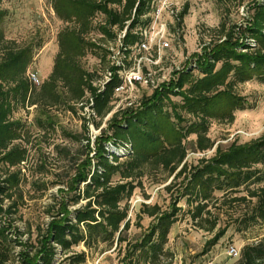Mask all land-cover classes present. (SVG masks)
I'll use <instances>...</instances> for the list:
<instances>
[{"label": "trees", "instance_id": "obj_1", "mask_svg": "<svg viewBox=\"0 0 264 264\" xmlns=\"http://www.w3.org/2000/svg\"><path fill=\"white\" fill-rule=\"evenodd\" d=\"M150 1L51 0L66 26L58 33L53 70L39 87L28 76L34 48L7 40L0 29V264H87L88 253L76 247L116 245L122 252L123 243L126 264H168V236L183 211L179 206L183 200L194 225L214 233L209 246L227 233L228 225L221 226L225 214L243 207L240 222L246 227L264 221V135L245 143L235 141L227 148L216 147L209 135L213 121L233 123L236 111L247 108L239 85L251 80L264 84V0L256 2L247 25L227 27L222 22L219 40L207 45L141 106L113 112L121 80L106 44L117 46L125 30L124 47L140 42L138 29L149 22L143 18L150 12ZM183 17L181 13L180 20ZM90 52L97 53L103 71L115 72L104 88L95 85L101 71L82 63ZM172 94L181 100L172 101ZM20 105L42 110L36 126L44 133L52 125L51 117L43 119L44 111L52 108L77 113L89 105L100 119L92 120L98 130L113 112L94 145L85 115L81 141H86V158L80 162L71 157L75 171L68 174L67 187L48 204L50 221L35 229L29 223L24 229L18 224L25 193L20 167L28 161L32 136L14 117ZM25 140L26 145L20 143ZM215 147L213 156L189 163L190 152ZM155 171L167 173L163 182L168 183L164 190L170 206L144 203L141 212L152 222L132 238L128 202L143 177ZM73 205L79 206L72 209ZM137 224L142 227L140 221ZM236 264H264V237L246 244Z\"/></svg>", "mask_w": 264, "mask_h": 264}, {"label": "rangeland", "instance_id": "obj_2", "mask_svg": "<svg viewBox=\"0 0 264 264\" xmlns=\"http://www.w3.org/2000/svg\"><path fill=\"white\" fill-rule=\"evenodd\" d=\"M258 1L262 0H174L173 8L179 7L180 15L184 13V17L180 20L169 12L164 15L163 22L169 25L171 33L169 36L171 48L163 50L158 55L153 50L130 52L131 61L130 64L127 63L130 85L115 92L112 103L116 111L128 108L129 103L135 105L130 107H139L147 97L153 95L154 91L169 84L178 70L202 54L213 40H219L218 30L222 22L226 23L227 27L247 25L253 7ZM50 3L51 0H0V29L5 38L17 42L22 47L34 48L28 76L32 72L38 75L39 83H35L38 87L53 70L59 52L58 33L66 26L57 17ZM250 41L254 44V40ZM106 47L115 55V61L120 60L123 55L120 53V46L112 43L106 44ZM82 63L89 70L105 72L101 69L100 58L96 52L88 53L82 59ZM138 73L144 76L152 73L156 87L146 86L134 80L131 82ZM237 91L246 98L247 108L236 111L233 123L212 122L209 135L216 141V147L227 148L235 141L245 143L264 135V84L258 80H251L239 85ZM171 98L175 102L181 100L179 96L173 94ZM88 111V114L86 110L80 109L77 113H70L63 107L44 111L46 115L43 119L47 116L52 119L49 132L44 133L36 126L41 109L36 106L26 108L20 105L16 110L14 117L21 121L26 130L29 128L32 134L31 144H27L28 161L20 167L24 174L22 185L25 192L19 212L22 219L18 221L22 229L26 223L32 224L35 229L37 225H45L50 221L51 218L46 212L47 206L53 203L54 195L59 196L60 190L67 187L68 174L75 171L70 163L71 157L80 159V162L86 158V141L82 142L86 131L85 115L88 118L86 119L93 145L102 129L108 128L107 121L112 115L103 119L101 125L97 127L98 130L93 126L92 120L99 122L100 119L91 117L90 109ZM20 143L26 145V140ZM216 147L205 153L190 152L189 163L196 164L201 157L213 156ZM166 175L164 171L152 172L143 177L142 185L135 189L128 202L132 222L128 232L130 237L134 238L135 235L143 233L152 222V218L141 212L144 203H158L165 209L170 206V195L164 190L168 184L163 182ZM79 205H73L71 208L75 209ZM179 206L183 207V211L168 236L169 242L166 247L169 250L166 260L168 264H236L246 244L264 237V221L249 227L240 222L246 211L242 207L233 215L223 216L221 226L228 225L227 233L215 246H209L214 233L206 232L194 225L187 213L189 206L186 201H181ZM138 221L142 227L137 224ZM35 237L34 233L33 239ZM231 247H235L240 254L232 255ZM75 250L88 253L87 264H126L125 243L122 252L116 249V245L111 249H103L101 246L92 250L81 245Z\"/></svg>", "mask_w": 264, "mask_h": 264}, {"label": "built area", "instance_id": "obj_3", "mask_svg": "<svg viewBox=\"0 0 264 264\" xmlns=\"http://www.w3.org/2000/svg\"><path fill=\"white\" fill-rule=\"evenodd\" d=\"M148 4L150 6V12L149 14L145 15L144 18L149 19V22L146 23V25H144L143 27H139L138 29L142 36L140 42L131 47H124L123 39L126 36V32H128L127 30H125L120 34L119 40L117 42V45L120 46L121 49L120 53L123 54L122 57H120V60L118 61H115V55L113 53L110 57L111 65L118 68L117 75L121 80V83L116 87L115 92L123 90L126 86H128V84L130 85V75L127 72V63L130 64L131 61L130 52L135 50H139L140 52H151L153 50L158 55L163 50L171 48V42L169 39L171 33L169 32V25L166 22H163V19L166 12H169L172 16L179 18L180 8L177 6L173 8L174 0H151ZM127 25H130V21L127 22ZM114 76V70L108 69L104 73H101V78L95 83V85L100 87V89L104 88L105 84L112 80ZM29 78L34 84L39 83V78L36 73H30ZM133 80L146 86L156 87V83L152 73H149L145 76L140 73L135 74L131 82ZM133 104L134 103H129L128 105L129 107L135 106ZM89 109L91 111L90 116L98 118L89 105L86 106V113H89ZM115 111L116 107L114 108L113 112ZM113 112L110 113L106 118L111 116ZM230 253L237 256L238 254H240V251H238L235 247H231Z\"/></svg>", "mask_w": 264, "mask_h": 264}, {"label": "crops", "instance_id": "obj_4", "mask_svg": "<svg viewBox=\"0 0 264 264\" xmlns=\"http://www.w3.org/2000/svg\"><path fill=\"white\" fill-rule=\"evenodd\" d=\"M51 4V3H50ZM51 7H52V5H51ZM52 9H53V7H52ZM54 10V9H53ZM55 12V11H54Z\"/></svg>", "mask_w": 264, "mask_h": 264}]
</instances>
